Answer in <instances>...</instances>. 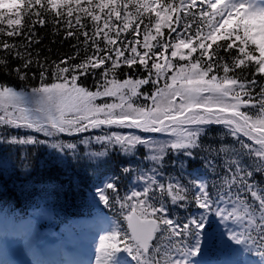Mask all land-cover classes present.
<instances>
[{
	"label": "trees",
	"instance_id": "trees-1",
	"mask_svg": "<svg viewBox=\"0 0 264 264\" xmlns=\"http://www.w3.org/2000/svg\"><path fill=\"white\" fill-rule=\"evenodd\" d=\"M205 2L14 0L0 9V89L28 93L73 85L99 95L127 82L141 85L125 104L113 96L99 98L97 105L106 112L78 133L50 137L0 122L1 211L24 216L42 209L66 221L90 214L92 199L103 188L106 211L125 237L131 210L159 222L146 264H167L164 246L182 249L184 240L173 236L168 220L177 221L176 226L189 224L205 197L198 193L200 182L217 203L232 196L244 211L264 209L259 141L237 133L228 120L204 126L191 149L162 147L161 159L154 152L153 128L141 144L133 142L142 134L135 120L151 109L160 87L190 72L216 84L231 83V93L243 101L239 120L245 125L264 121L258 49L237 25L214 27L213 4ZM112 105L117 110L110 111ZM122 109L129 115L122 116ZM153 125L164 131L160 122ZM85 135L91 136L89 142L81 144ZM119 137L127 139L123 147L113 146ZM101 139H112V144L94 142ZM142 189L152 207L135 206ZM263 236L258 232L257 240Z\"/></svg>",
	"mask_w": 264,
	"mask_h": 264
},
{
	"label": "rangeland",
	"instance_id": "rangeland-1",
	"mask_svg": "<svg viewBox=\"0 0 264 264\" xmlns=\"http://www.w3.org/2000/svg\"><path fill=\"white\" fill-rule=\"evenodd\" d=\"M13 1L0 0V8L10 7ZM200 1L213 4L214 27L234 28L237 25L236 28L258 49L264 70V11L258 12L256 4L251 3L254 0ZM140 86L127 82L99 95H92L73 85H55L28 93L0 89V122L50 137L68 131L78 133L84 127L92 126V121L99 122L98 117L106 112V107L97 105L99 98L113 96L116 103L125 104L129 100L127 95H136ZM231 87V83L216 84L214 79L194 72L169 80L165 88L160 87L154 95L156 99L152 101L151 109L135 120L142 134L133 142L141 144V139L150 127L153 128L156 137L154 152L161 159L162 147L174 151L191 149L204 131V126L228 120L237 133L259 141L258 150L264 157V121H252L247 126L239 120L243 101L231 93ZM117 107L112 105L108 109L115 111ZM120 112L122 116L130 113L125 109ZM113 114L111 112L110 115ZM121 121L128 123L124 119ZM155 121L160 122L164 131L155 130ZM90 137L85 135L81 138L80 141H85L81 144L89 142ZM117 140L113 146L123 147L127 139L119 137ZM100 141L112 144V139L94 140ZM95 153V150L90 153L92 160ZM145 191L138 192L135 201L139 203L135 206L152 207L147 195L142 198ZM198 193L205 195V207L194 214L189 224L176 226L177 221L168 220L173 236L182 237L185 243H190L183 245L188 248V253L182 256L178 252L180 248H165L168 252L171 249L170 264H264V236L260 246L251 238L259 223L264 234V209L258 213L244 211L237 198L232 196L217 203L216 198H208L205 187H200ZM106 197L102 188L92 199L96 215L74 219L62 227L60 225V228L54 224L56 219L52 214L43 212L22 219L0 212V264H47V249H54L49 246V241L55 248L71 253V257L67 258L60 252L54 264H146L139 245L124 237L118 222L103 213L108 208ZM171 197L177 200L174 194Z\"/></svg>",
	"mask_w": 264,
	"mask_h": 264
},
{
	"label": "water",
	"instance_id": "water-1",
	"mask_svg": "<svg viewBox=\"0 0 264 264\" xmlns=\"http://www.w3.org/2000/svg\"><path fill=\"white\" fill-rule=\"evenodd\" d=\"M127 223L134 242L139 244L141 249L147 253L154 241L158 222L153 219H142L135 212H132L127 218Z\"/></svg>",
	"mask_w": 264,
	"mask_h": 264
},
{
	"label": "bare ground",
	"instance_id": "bare-ground-1",
	"mask_svg": "<svg viewBox=\"0 0 264 264\" xmlns=\"http://www.w3.org/2000/svg\"><path fill=\"white\" fill-rule=\"evenodd\" d=\"M251 3H255V4H256V9L258 10L259 13H261V12L264 11V0H254V1H251ZM256 43H257V45H259L258 42H256ZM48 244H49L50 247H53V248H54V249L52 250V252L55 251V252H57L58 254L61 252V256H65V257H67V258H70V257H71V253H69V252H65V251H63L62 249L59 250V249L55 248V247L53 246V244H50V241H49ZM33 246H36V244H33ZM58 250H59V251H58ZM75 251H77V250L75 249ZM48 252H49V251H48ZM49 254H51V253H49ZM54 254H55V253H54ZM1 257H3V255H2ZM48 257H51V256H48ZM6 264H8V263H6Z\"/></svg>",
	"mask_w": 264,
	"mask_h": 264
}]
</instances>
